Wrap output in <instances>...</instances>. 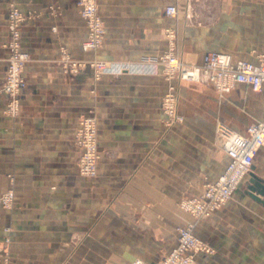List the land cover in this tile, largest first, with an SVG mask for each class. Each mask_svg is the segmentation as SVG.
Returning a JSON list of instances; mask_svg holds the SVG:
<instances>
[{"label": "crops", "instance_id": "0c3cea01", "mask_svg": "<svg viewBox=\"0 0 264 264\" xmlns=\"http://www.w3.org/2000/svg\"><path fill=\"white\" fill-rule=\"evenodd\" d=\"M14 4L26 15L22 44L31 59L20 114L10 117L2 84ZM98 4L105 38L85 51L79 0H0V187H14L17 195L15 208L2 212L0 246L10 235L11 264H156L177 244L178 228L191 222L214 248L196 254L194 264H264V202L249 190L252 172L264 180V146L224 207L195 218L180 206L229 162L218 144V122L244 133L262 118L264 85L220 93L207 79L170 82L160 61L174 44L182 60L196 64L213 50L261 63L264 0ZM170 4L175 16L166 14ZM63 50L79 60H106L114 71L100 78L89 70L69 73L58 61ZM171 83L183 116L174 125L162 109ZM83 114L98 120L95 178L78 171Z\"/></svg>", "mask_w": 264, "mask_h": 264}, {"label": "built area", "instance_id": "2783aa9c", "mask_svg": "<svg viewBox=\"0 0 264 264\" xmlns=\"http://www.w3.org/2000/svg\"><path fill=\"white\" fill-rule=\"evenodd\" d=\"M80 12L88 27V36L83 41L85 51L98 49L105 38L104 19L99 11L97 0H79ZM177 6L166 7L168 16H175ZM26 15L12 6L8 15L10 39L9 71L3 85V90L11 96V109L16 111L20 106L19 95L27 86L25 70L30 60V54L21 47V28ZM168 34L173 40L175 32L169 29ZM173 43V42H172ZM165 77L172 82L175 79L211 81L220 93L230 92L239 85L261 87L264 85V62L255 63L249 59H236L226 51H208L202 64L182 60L174 50L161 56ZM67 72L78 74L89 70L96 78L104 73L114 71V67L106 60H79L66 58L62 63ZM179 95L176 85L171 83L164 94L162 109L167 123L174 125L183 121L179 113ZM217 139L220 147L227 153L229 162L221 174L208 179L203 192L198 196L184 198L180 206L195 218L211 216L224 207L238 190L244 179L251 173L255 157L264 146V113L262 118L251 123L244 133L235 130L226 123L217 124ZM76 140L81 147L79 161L80 173L95 176L101 158L98 137V121L94 116H83L79 122ZM178 242L158 264H194L196 254L212 253L213 246L195 233L193 222L178 228ZM8 262V259H7ZM5 264H8V263Z\"/></svg>", "mask_w": 264, "mask_h": 264}, {"label": "rangeland", "instance_id": "374dc122", "mask_svg": "<svg viewBox=\"0 0 264 264\" xmlns=\"http://www.w3.org/2000/svg\"><path fill=\"white\" fill-rule=\"evenodd\" d=\"M97 2H98V0H97ZM99 5V4H98ZM13 6H15V7H18V6H16V4H14ZM19 8V7H18ZM20 9V8H19ZM99 11H100V7H99ZM24 13V12H23ZM100 14H101V11H100ZM102 15V14H101ZM103 17V16H102ZM104 19V18H103ZM25 22V21H24ZM9 39H10V32H9ZM8 42H9V40H8ZM7 42V43H8ZM103 44V43H102ZM7 45V44H6ZM8 47V46H7ZM21 47H22V49L23 50H26L25 48H24V46H23V44H22V33H21ZM9 48V47H8ZM100 48V47H99ZM97 50V49H96ZM170 50V49H169ZM169 50H167V52L169 51ZM174 50H175V52L177 53V51H176V45L174 46ZM27 51V50H26ZM93 51H95V50H93ZM28 52V51H27ZM167 52H165V53H167ZM29 53V52H28ZM164 53V54H165ZM30 54V53H29ZM163 54V55H164ZM162 55V56H163ZM9 56H10V48H9V55H8V57H7V61H8V58H9ZM179 56V55H178ZM1 58V57H0ZM66 58H70V59H72V60H74V59H76V58H74V57H72L71 55H70V53H68L67 51H65V50H63V52H62V55H61V58L58 60L59 61V64L62 66V68L65 70V71H67L66 70V67H64V65H62V63L65 61V59ZM30 59H31V54H30ZM94 60V59H93ZM99 60H101V59H99ZM262 62L261 63H263L264 62V56H262ZM29 62H30V60H29ZM29 62H28V64H29ZM26 70H27V68H26ZM25 70V71H26ZM8 71H9V61H8V67H7V72H6V76H5V80H6V78H7V74H8ZM25 75H26V72H25ZM26 77H27V75H26ZM5 80H4V82H3V84H2V91L4 92V93H6L4 90H3V85H4V83H5ZM27 80H28V78H27ZM27 84H28V82H27ZM259 88H261V87H258V88H256V87H252V88H250L249 90H256V89H259ZM7 94V93H6ZM22 94V93H21ZM21 94L19 95V101H20V106L19 107H17L16 109V111H13L12 109H11V104H12V100H11V96L9 95V94H7L8 95V101H7V103H6V105H5V107H4V110H3V112H4V114L5 115H7V116H10V117H17L19 114H20V110H21ZM83 116H94L96 119H97V117H96V115H92V114H83V115H81L80 116V118H79V120H78V127H79V122H80V120H81V118L83 117ZM98 121V120H97ZM77 130H78V128H77ZM77 141V140H76ZM78 144V143H77ZM79 146V145H78ZM80 147V146H79ZM80 149H81V147H80ZM79 159H80V157H79ZM78 159V162H77V164H78V171H79V173H80V168H79V160ZM101 159V158H100ZM99 163H100V160H99ZM99 163H98V168H99ZM98 171V170H97ZM81 174V173H80ZM81 175H83V174H81ZM98 175V172H97V174L95 175V176H87V175H83V176H86V177H89V178H95L96 176ZM16 202H17V195H16V191H15V188L14 187H11V188H7V189H2L1 187H0V220H1V218H2V212H3V210H12V209H14L15 208V206H16ZM5 229V232L7 233H10L11 232V228L10 227H5L4 228ZM10 245H11V237H10V235H6L5 236V238H4V240H3V243H2V245L0 246V264H5L6 262H7V259H8V264H11L12 263V261H13V257H12V254H11V250H10ZM167 256V255H166ZM165 256V257H166ZM164 257V258H165ZM164 258L161 260V261H163L164 260ZM160 261V262H161ZM160 262H158V263H160ZM158 263H156V264H158Z\"/></svg>", "mask_w": 264, "mask_h": 264}, {"label": "water", "instance_id": "95a60500", "mask_svg": "<svg viewBox=\"0 0 264 264\" xmlns=\"http://www.w3.org/2000/svg\"><path fill=\"white\" fill-rule=\"evenodd\" d=\"M249 190L256 199L264 202L261 198L264 195V180L259 178L254 172L251 173Z\"/></svg>", "mask_w": 264, "mask_h": 264}]
</instances>
